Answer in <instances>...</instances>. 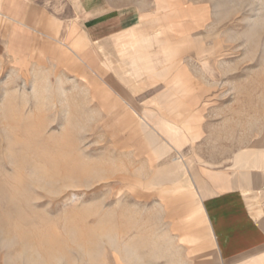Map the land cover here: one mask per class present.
Returning <instances> with one entry per match:
<instances>
[{
  "label": "rangeland",
  "instance_id": "374dc122",
  "mask_svg": "<svg viewBox=\"0 0 264 264\" xmlns=\"http://www.w3.org/2000/svg\"><path fill=\"white\" fill-rule=\"evenodd\" d=\"M192 1L198 29L167 63L198 94V136L177 148L157 134L161 158L140 126L157 88L130 93L128 64L105 81L52 46L0 51V264H203L194 247L213 259L192 175L264 143V0Z\"/></svg>",
  "mask_w": 264,
  "mask_h": 264
},
{
  "label": "crops",
  "instance_id": "0c3cea01",
  "mask_svg": "<svg viewBox=\"0 0 264 264\" xmlns=\"http://www.w3.org/2000/svg\"><path fill=\"white\" fill-rule=\"evenodd\" d=\"M199 10L192 0H0V51L20 57L23 49L52 46L64 60L105 81L115 64H128L134 76L130 93L157 88L149 101L155 105L139 116L155 157L161 158L171 147L157 134L177 148L198 136L192 124L198 94L182 74L184 64L167 60L182 54L190 36L184 28L198 29ZM110 81L112 88L125 86ZM176 119L184 120L182 127ZM172 166L184 167L180 161ZM205 169L201 182L192 175V185L213 259L206 257L208 249L192 251L206 258L203 264H264V143Z\"/></svg>",
  "mask_w": 264,
  "mask_h": 264
}]
</instances>
